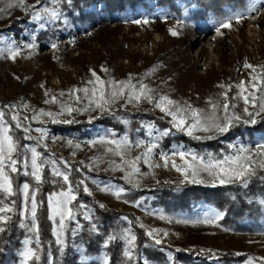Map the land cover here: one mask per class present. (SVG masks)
I'll return each instance as SVG.
<instances>
[{"label":"rangeland","instance_id":"rangeland-1","mask_svg":"<svg viewBox=\"0 0 264 264\" xmlns=\"http://www.w3.org/2000/svg\"><path fill=\"white\" fill-rule=\"evenodd\" d=\"M68 1L70 8L63 0H39V3L38 0H25L23 5L19 0H0V111L5 113L9 134L17 144L15 157L19 161L25 155L30 158L29 150L35 147L45 161L41 182L24 174L23 163L17 164L19 172L9 173L15 195L0 192V207L12 206L13 202L14 207L7 213L10 219L0 227L16 220L20 229L37 228V216L45 208L56 240L57 232L62 233L59 254L65 255L70 246V255L77 256L76 262L81 264H113L110 250L118 254L119 264H183L178 252L192 251L250 253L244 264H261L260 259L264 260V227L256 231H237L224 226L221 221L225 213L205 199H192L189 204L184 197H170V209L166 210V207L154 204L158 197L153 190L155 186L176 182L213 186L212 177L207 173L200 174L205 183H192L191 177L185 181L171 163L164 167V154L178 164L183 163L178 155H171L173 151L182 150L207 160L210 156L223 159L247 148L253 159H260L255 153L264 145L263 130L246 135L243 132L249 126H257L264 118V112L255 115L258 106L245 105L242 99L236 98L239 92L236 86L242 81L251 82L252 75L264 77V0H230L215 6L216 9L206 6L202 0H117L99 17H83L81 11L89 4L92 8L103 7L101 3ZM37 11L45 19L33 20ZM51 11L57 12L60 18L51 19L48 15ZM234 15L243 18L240 22L233 19L230 28L220 27L224 20ZM25 16L28 17L23 21ZM16 20L19 23L11 26ZM143 20L148 23L134 22ZM172 31L178 34L174 36ZM14 47L20 49L15 60L8 51ZM245 64L253 65L257 72L245 68ZM93 71L106 82L131 79L137 86L147 84L155 96L167 95L182 107L190 105L200 109L204 116L212 114V104L219 106L217 115L223 116V94L227 92L228 102L232 105L229 113H235L241 119L234 121L225 133L194 134L202 139L219 138L220 145H216V148L221 146L219 149L195 148L181 139L182 135L190 136L177 131L171 123L172 118L153 103L135 100L129 103L126 96H122L106 110H101L95 105L88 107L83 92L69 96L74 89L93 86L88 84L89 80L95 79ZM228 86L232 87L229 89ZM261 90L264 91V87ZM108 94H111V85H108ZM75 95L81 97L80 101H76ZM256 95L259 97L260 93ZM53 96L57 102L46 103ZM62 106L76 110L69 114ZM245 107L253 113L252 117L244 112ZM41 111L59 115H55L54 122L53 117L40 115ZM108 113L111 115L105 116ZM12 115L20 118V128L16 127L17 121L11 119ZM37 116L38 119H33ZM253 119L255 123L244 122ZM239 125L243 128L236 131ZM25 127L28 132L24 131ZM36 129H42L46 135L42 136ZM167 130H170L167 135H161ZM125 137L132 142L127 159L142 155L151 143L158 145L150 161L159 167H150L141 160L138 162L140 173L133 176L131 182L127 178L129 168L119 171L110 163L121 164L120 157L107 151L108 147L115 146L99 143L101 139ZM138 141H143L144 145L137 147ZM51 161H55V165ZM54 167L68 173L77 197L70 205L74 218L67 219L62 230L59 217L52 218L48 197L66 191L68 184L55 175ZM74 170L80 175L72 178ZM257 175L264 176V170L257 167L254 176ZM24 183L30 185L29 197L36 196L38 209L34 221L30 203L27 213L24 210ZM233 184L242 183L225 185ZM85 185L91 195L84 191ZM216 185H220L219 181H215ZM105 186L110 191H102ZM118 189H123L119 198L114 194ZM178 191L176 188L175 192ZM178 204L181 208L176 210ZM99 209L123 213L120 218L112 219V223L109 217L98 214ZM208 220L212 222H205ZM261 224L264 225V219ZM107 225H115L116 231L125 225L121 237L116 238L111 228L110 232L104 231ZM137 228L148 241H140L135 236V246L130 247L125 237L134 236L132 232ZM84 229L91 239H101L92 245L97 252L83 243ZM152 230H156L155 238L160 239L161 244L157 245L153 237L147 235ZM32 244L36 246L30 238L26 239L15 251L18 260L11 264H25L23 254L34 248ZM129 251L131 256L126 255ZM35 259L34 256L26 264H32ZM65 263L59 261V264Z\"/></svg>","mask_w":264,"mask_h":264},{"label":"snow or ice","instance_id":"snow-or-ice-1","mask_svg":"<svg viewBox=\"0 0 264 264\" xmlns=\"http://www.w3.org/2000/svg\"><path fill=\"white\" fill-rule=\"evenodd\" d=\"M39 3V0H38ZM19 4H25V0H19ZM47 13V9H45ZM51 19H59V14L55 11H51L48 13ZM242 15H234L224 20L221 24V28H230L232 20L235 19L236 22H240L242 19ZM33 20H43L44 16L40 14L39 11L35 12L32 16ZM135 23H143L147 24V20L143 21H134ZM219 32V29H217ZM172 35H177L176 31H172ZM35 45H28V47H34ZM56 47V45H53ZM11 59L15 60V58L20 54V49L18 47H14L8 50ZM245 68H249L253 73L257 72L256 67L251 64H245ZM107 71V69H104ZM94 80H89L88 84L93 85L91 88L85 87L83 89H74L69 93V96L74 95L75 93L83 92L84 97L88 100V107H92L95 105L96 108L101 110H106L108 105L113 103L116 99L126 96L127 101L131 103L135 100L137 103L142 101H148L149 103H153L154 107L159 108L161 112L165 113L166 116L171 117V123L173 127L180 132L186 133L188 136L193 137L195 139H202L200 136L194 135L196 132H218L225 133L232 126L234 121H239L241 117L236 115L235 113H229L230 103L227 92L224 95V103L222 105L223 116L217 115V108L219 107L217 104H212V114L209 116H204L200 109L193 108L190 105L182 107L177 101L171 99L167 95H160L159 97L153 94V90L149 88L147 84L141 83L139 86L133 84L131 79L126 81H104L99 76L96 75L95 71L92 72ZM108 85H111V94H108ZM220 87H225L221 85ZM232 86H228L230 89ZM239 92L236 98L242 99L245 105H251L252 107L258 106V111L255 115H260L261 112H264V91H262V87H264V77L259 74L251 76V82L242 81L239 85H237ZM259 92V97L256 93ZM47 95V93H46ZM63 95V93H61ZM76 101H80L81 97L79 95H75ZM57 102V98L53 96L50 101H46V103ZM64 111H67L71 114L76 109L68 106H62ZM87 110V109H84ZM244 112L247 113L249 117L253 116L252 112H249L248 107L244 108ZM40 115H46L53 117L55 122V115L51 112H40ZM5 113L0 111V192H3L7 196L15 195L13 189L12 178L9 173H17L20 169L17 167L18 163H23L25 175H30L37 182H41L42 170L45 166V161L41 159V153L36 150L35 147L31 148L29 151L31 153L30 158L25 155V158L22 161H19L15 157V153L17 152V144L14 141L13 137L9 134L10 128L7 126L4 120ZM39 117H33V119H38ZM12 120L17 121L16 127L20 128V118L17 115H12ZM71 122V121H67ZM245 123H255L256 121L253 119L251 121H244ZM28 128L25 127L24 131L28 132ZM36 131L41 132L42 136L46 135L42 129H36ZM167 130L161 135H167ZM212 137H209L211 139ZM31 139V137H29ZM93 144L96 142L93 141ZM101 144L114 145L115 147H108L107 151L112 153L113 155L120 157L121 164H116L115 161H111L110 163L115 165L116 169L119 171H124L125 168H129L128 179L131 182L132 177L140 173V168L138 167V162L143 160L145 164H148L150 167H159V165H153L150 161V158L153 155L154 149L158 146L156 143L149 144L144 153L140 156H136L133 159H127L128 150L132 147V142L127 138L123 139H101L99 141ZM144 145L143 141L136 142L137 147H141ZM79 147V145H77ZM172 156H179L180 160L183 163H177L174 159L170 160L168 154H164L162 159L164 160V167H168L169 163H171L172 167L176 169L177 172H180L185 181L189 180L191 177L192 183H205L203 179H200L201 173H207L210 177H212L213 186H215V181H219L220 185L241 182L243 184L248 183V179L254 175H256V169L259 167L264 170V145H262L255 155L259 156L260 159H253L252 154H249V150L247 148L239 149L236 155L226 156L223 159H215L213 157H209L205 160L202 156H197L192 153H188L185 151H173ZM53 165H55V161H51ZM67 164V162H64ZM30 165V169H29ZM53 171L56 176L61 177L67 184V190L61 191L59 193H54L48 197V202L51 206L52 218L56 219L59 217V225L62 230L65 226V221L67 219L74 218V212L72 207L70 206L74 200L77 199L74 194V190L69 181V175L66 172H61L57 168H53ZM81 184L84 182L81 181ZM102 191H110V188L105 186L101 189ZM84 191L91 195L90 190L87 186H84ZM123 189H118L115 191V195L119 198ZM30 185L28 183L23 184V196L25 203V212L27 213L28 204L30 203V213L33 221L37 216L38 204L36 200L35 194L29 197ZM14 202L12 206L5 205L0 207V224L6 223L10 217L7 213H11L13 211ZM103 207V205H101ZM87 218V217H86ZM127 219V217H124ZM207 223H211L212 220L205 221ZM5 231L3 227H0V232ZM32 231H38V228L34 227ZM62 233L60 231L57 232V242L63 243L61 239ZM150 237H153L154 242L159 245L161 244L160 239H156V230L149 231L147 233ZM166 236L167 233L165 232ZM114 238V237H113ZM130 247H134V241L136 239L135 236L129 235L125 237ZM25 264L28 260L32 259L35 256V252L29 248L24 252ZM126 255L131 256V251L127 252Z\"/></svg>","mask_w":264,"mask_h":264},{"label":"trees","instance_id":"trees-1","mask_svg":"<svg viewBox=\"0 0 264 264\" xmlns=\"http://www.w3.org/2000/svg\"><path fill=\"white\" fill-rule=\"evenodd\" d=\"M96 3H101L103 7H90L86 5L82 8L81 13L83 17H92L93 15L99 17L101 12L105 11L104 9L111 3H115L117 0H94ZM225 1L230 0H202V2L210 7L211 9H216L222 5ZM64 4L67 5V8L71 7L68 0H63ZM80 7V5H78ZM88 6V7H87ZM97 6V5H93ZM216 6V7H215ZM92 8V9H91ZM28 16L22 18L26 20ZM99 20V19H98ZM19 23V20L14 21L11 26H16ZM97 24L94 25L97 26ZM47 33V32H46ZM111 115V113L106 114ZM152 116V115H151ZM105 122V121H104ZM118 127L115 123H112ZM243 125L236 127L242 129ZM255 130H263L264 132V118L259 122L257 126H249L246 131L243 132L244 135L253 133ZM181 139L186 143L194 146L195 148L203 149L204 147L215 149L216 145H220L219 138L212 139H195L182 135ZM221 146H219L220 148ZM216 148V149H219ZM72 178H75L80 175L77 170L72 172ZM179 188L178 192H175V189ZM153 193L158 197V200L154 204L166 207V210L170 209V204L168 198L177 197L185 198L188 200V203H191L192 199H205L217 205L224 213L225 217L221 221L224 226L233 228L237 231H256L264 227L261 224V220L264 219V176L257 175L252 176L248 179V183L245 184H233V185H216L210 186L206 184H196L186 182H176L170 184H163L155 186ZM181 208V204L175 206V209L178 210ZM122 211H112V210H98V214L102 217H109L110 222L112 219L120 218ZM38 217V231H32V229L26 228L25 230L20 229L19 222L12 220L11 222L4 225L5 231L0 232V264H11V262H16L18 257L15 253L21 245H24L26 239L30 238L32 242L36 243V246L32 244L34 248L31 249L35 252V261H32V264H59V261L66 262L65 264H81L77 261V256H71V248L65 255L59 254L58 242L54 236L53 228L50 222L46 219L45 208L39 211ZM113 223V222H112ZM108 228H105L104 231L109 230L110 228L113 235L116 238L121 237V233L124 226H119L115 229V225H107ZM86 234L84 242L87 243L88 247L95 252L97 249L92 245L93 243H98L101 241L100 238L91 239L87 234V230L84 229ZM140 241L147 240V236H144L140 229H136L132 232ZM91 239V241H89ZM75 241H78L75 239ZM148 241V240H147ZM23 242V243H21ZM181 252V251H180ZM111 260L113 264H119L117 262L118 254L110 250ZM179 260L183 264H244L245 261H248L250 253L238 254L237 252H210V251H195V252H181ZM260 263L264 264V260L260 259ZM138 264H142L139 262Z\"/></svg>","mask_w":264,"mask_h":264},{"label":"bare ground","instance_id":"bare-ground-1","mask_svg":"<svg viewBox=\"0 0 264 264\" xmlns=\"http://www.w3.org/2000/svg\"><path fill=\"white\" fill-rule=\"evenodd\" d=\"M211 48V47H210Z\"/></svg>","mask_w":264,"mask_h":264}]
</instances>
